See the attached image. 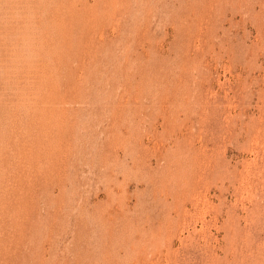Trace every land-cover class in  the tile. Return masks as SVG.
<instances>
[{
    "label": "rangeland",
    "instance_id": "obj_1",
    "mask_svg": "<svg viewBox=\"0 0 264 264\" xmlns=\"http://www.w3.org/2000/svg\"><path fill=\"white\" fill-rule=\"evenodd\" d=\"M0 264H264V0H0Z\"/></svg>",
    "mask_w": 264,
    "mask_h": 264
},
{
    "label": "bare ground",
    "instance_id": "obj_2",
    "mask_svg": "<svg viewBox=\"0 0 264 264\" xmlns=\"http://www.w3.org/2000/svg\"><path fill=\"white\" fill-rule=\"evenodd\" d=\"M55 57V56H54ZM34 73V72H33ZM31 76V75H30ZM27 79V78H26ZM63 86V85H62ZM20 95V94H19Z\"/></svg>",
    "mask_w": 264,
    "mask_h": 264
}]
</instances>
